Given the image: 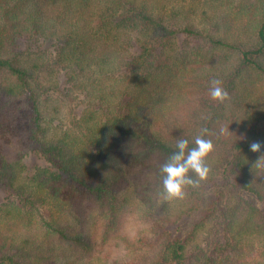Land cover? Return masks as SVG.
I'll return each mask as SVG.
<instances>
[{
    "label": "trees",
    "instance_id": "1",
    "mask_svg": "<svg viewBox=\"0 0 264 264\" xmlns=\"http://www.w3.org/2000/svg\"><path fill=\"white\" fill-rule=\"evenodd\" d=\"M203 129L208 179L164 200ZM256 141L264 0H0V264H264Z\"/></svg>",
    "mask_w": 264,
    "mask_h": 264
},
{
    "label": "clouds",
    "instance_id": "2",
    "mask_svg": "<svg viewBox=\"0 0 264 264\" xmlns=\"http://www.w3.org/2000/svg\"><path fill=\"white\" fill-rule=\"evenodd\" d=\"M212 101L223 104L229 99L228 92L223 88L221 81L212 80L209 88ZM189 146V140L176 139L175 151L169 162L160 167L163 173L161 196L164 200H183L187 187L198 188L201 182L208 179L210 166L208 157L213 152V141L207 138V129H203ZM264 149V143L259 141L250 144V150L255 151L257 146ZM254 175L264 178V155H257L253 160ZM191 173V175H189Z\"/></svg>",
    "mask_w": 264,
    "mask_h": 264
},
{
    "label": "rangeland",
    "instance_id": "3",
    "mask_svg": "<svg viewBox=\"0 0 264 264\" xmlns=\"http://www.w3.org/2000/svg\"><path fill=\"white\" fill-rule=\"evenodd\" d=\"M73 110L67 113V118L68 120L72 119L73 117L77 116V114H79L80 112V108L79 107H74L72 108ZM27 167L29 170L33 171V168L35 166L39 167V166H43L44 162L41 161L39 158H36L35 156H31L28 157L25 161ZM8 195V193L4 190H0V200H3L6 196Z\"/></svg>",
    "mask_w": 264,
    "mask_h": 264
}]
</instances>
